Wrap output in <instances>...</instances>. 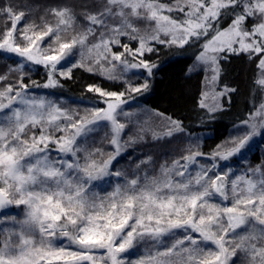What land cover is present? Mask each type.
I'll list each match as a JSON object with an SVG mask.
<instances>
[{"label": "snow or ice", "instance_id": "1", "mask_svg": "<svg viewBox=\"0 0 264 264\" xmlns=\"http://www.w3.org/2000/svg\"><path fill=\"white\" fill-rule=\"evenodd\" d=\"M225 14L231 22L218 27ZM144 22L150 26L137 27ZM124 36L139 46L123 43ZM192 41H203L196 63L211 73L206 81L218 79L223 53L247 54L257 69L254 87L264 92V0H178L175 7L159 0H0V59L18 58L0 74V264H264V162L242 174L216 170L218 161L254 150L255 137L264 135V101L216 145L211 166L190 147L158 171H149L148 156L129 172L116 165L145 136L140 129L123 140L128 125L120 117L130 116L126 97L147 83L122 92L89 85L106 107L83 115L29 94L58 87L73 68L113 81L132 69L151 76L157 65L144 54L153 44ZM28 63L43 66V85L25 83ZM235 91L225 86L220 95ZM200 107L219 105L202 100ZM165 120L167 131L153 139L183 132L180 121ZM104 122L107 153L88 144ZM12 206L22 215L9 214Z\"/></svg>", "mask_w": 264, "mask_h": 264}, {"label": "trees", "instance_id": "2", "mask_svg": "<svg viewBox=\"0 0 264 264\" xmlns=\"http://www.w3.org/2000/svg\"><path fill=\"white\" fill-rule=\"evenodd\" d=\"M28 2L55 3L56 0H28ZM67 2H79V0H67ZM159 3L175 7L178 0H159ZM170 15L178 20L184 17L178 11H173ZM83 23L81 21L77 27L79 28ZM149 26V22L137 24L141 30ZM151 26L154 27V22H151ZM68 35L72 33L69 32ZM121 39L130 47L139 46L137 40H130L127 36ZM197 45L198 43L194 41L183 48L176 45L153 44L156 50L144 54L145 59L157 65L151 76L142 68L132 69L123 73L121 79L113 81L101 75L89 73L83 68H73L70 79L59 77L58 87L48 89L33 87L29 94L52 100L65 109L83 115L86 109L104 107L103 99L98 94L87 91L89 85H96L107 91L122 92L129 85L139 87L147 83V90L126 97L127 103L123 105V108L130 116L120 117V121L128 125L123 133V140L129 139L140 129H143L142 134L145 139L127 147L116 167L131 172L136 169L141 160L151 156L153 164L149 166V171L151 172L152 168L158 171L161 164L166 162L171 164L173 160L179 159L181 154H187L186 150L190 147L194 151L199 150L206 155L211 154L216 145L228 140L236 126L242 120L247 119L249 112L253 110V103L257 105L260 99L261 93L254 87L255 64L249 62L246 54L228 55L220 60V74L213 85L212 94L219 96L218 91L225 86L234 88L236 91L219 98L221 104L217 102L219 107L213 114L211 111L209 113L206 108L200 107L206 73L203 69L195 67L194 61L200 51ZM114 50L122 51L118 46H114ZM128 59L132 58L128 57ZM77 60H79V54L73 58L72 62L75 63ZM13 61L16 60L7 57L0 59V74L7 72L9 67H16ZM190 68L193 70L189 71ZM9 79H14V77L10 75ZM46 80L47 73L43 66L32 64L26 66L25 83L35 82L43 85ZM168 117L180 121L183 125V132H175L171 137L162 136L158 140L153 139L154 132L159 135L167 131L165 118ZM105 124L106 122L98 126V132L88 140V144L93 147L102 146L107 153L112 151V148L104 139ZM256 145L253 151L246 154V159L234 158L230 163L224 164V168L222 166L217 171L230 168L232 172L241 174L249 165L255 167L264 162V135ZM198 159L202 164L207 165L200 157ZM196 170V168L192 169L193 174ZM101 187L110 189L108 183ZM9 214H12V211ZM139 252H143V249ZM139 252L132 258H136Z\"/></svg>", "mask_w": 264, "mask_h": 264}, {"label": "rangeland", "instance_id": "3", "mask_svg": "<svg viewBox=\"0 0 264 264\" xmlns=\"http://www.w3.org/2000/svg\"><path fill=\"white\" fill-rule=\"evenodd\" d=\"M167 15V14H166ZM183 19H184V17H183ZM182 20V19H181ZM231 22V19H230V15L229 14H225L224 15V17L220 20V23H219V25H218V27H227L228 26V24ZM250 21H249V27H250ZM194 42H197L198 43V45H197V47L199 48V50L201 51L202 50V48H201V44L203 43V41H194ZM200 42V43H199ZM199 51V52H200ZM228 55H234V54H232V53H230V52H225V53H223L222 54V56H228ZM247 55V54H246ZM7 58H13V59H15V60H17L18 58L16 57V56H14V55H9V56H6ZM195 67H197V68H200V69H203V66L202 65H200V64H197L196 63V58H195ZM27 65H31V63H28ZM256 68V67H255ZM204 70V69H203ZM256 71H257V69H256ZM205 72V71H204ZM206 73V72H205ZM206 76H211V73L210 72H207L206 73ZM253 80H255V79H253ZM217 81V80H216ZM214 83L215 82H209V81H206V79H205V84H204V93H207V96H204V93H203V102L206 104V105H208V106H215V105H218V103L217 102H220V104H221V99H219V98H222L223 96L225 97V96H227V95H219V96H214V94H212L213 92H212V90H213V85H214ZM224 89L225 88H223V89H220V91H218L219 93H221V92H223L224 91ZM258 90V89H257ZM217 91V90H216ZM260 93H261V95H260V99H258L259 100V102H258V104L257 105H259L262 101H264V92H261V91H259ZM104 107H106V105L104 104ZM103 108V107H102ZM204 108H206L207 109V111L210 113V111H209V108L208 107H204ZM212 113L211 114H213L214 113V111H211ZM251 112V111H250ZM210 114V115H211ZM248 118V117H247ZM240 125V124H239ZM235 132H236V129L234 130V132L231 134V136L232 135H234L235 134ZM260 138H261V136H257V137H255V139H254V141H253V145H254V148H255V145H256V143L260 140ZM53 155H55V153H53ZM210 155L211 154H209V155H205V156H202V157H200L202 160H204L205 162H206V164L207 165H209V166H211V161H210V159H209V157H210ZM236 159H240L239 157H237ZM232 161V159H230V160H228V161H218L217 163H218V167H217V169H219L220 167H222L223 166V168H224V164H228V163H230ZM239 164H240V162H239ZM216 169V170H217ZM230 168H226V169H224L225 171H228ZM244 172V170L241 172V174ZM20 214V215H22V213H21V211H20V209H17L15 206H12V214L13 215H15V214ZM97 255H99V253H97Z\"/></svg>", "mask_w": 264, "mask_h": 264}, {"label": "water", "instance_id": "4", "mask_svg": "<svg viewBox=\"0 0 264 264\" xmlns=\"http://www.w3.org/2000/svg\"><path fill=\"white\" fill-rule=\"evenodd\" d=\"M7 211H8V213H10L12 211V207L10 209H8Z\"/></svg>", "mask_w": 264, "mask_h": 264}]
</instances>
